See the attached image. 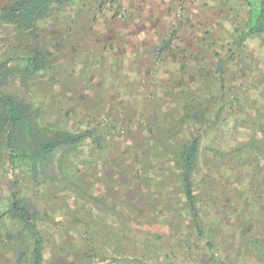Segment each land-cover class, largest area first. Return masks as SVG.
<instances>
[{
    "label": "rangeland",
    "instance_id": "rangeland-1",
    "mask_svg": "<svg viewBox=\"0 0 264 264\" xmlns=\"http://www.w3.org/2000/svg\"><path fill=\"white\" fill-rule=\"evenodd\" d=\"M9 2L0 0V8ZM108 4L102 5L104 15L82 14L78 3L42 20L35 42L53 54L50 68L31 79L30 90L17 76L4 89L33 97L50 120L73 131L88 129L104 136V147L93 139L85 147L88 163L80 179L108 204L118 198L131 202L124 208L136 215L129 236L153 240L157 233L165 235L159 240L163 254L174 244L176 264H215L208 259L205 240L189 228L173 168L176 159L170 153L201 129L207 136L195 183L204 228H217L215 245L228 263L263 261L244 239L256 237L264 247V166L241 153L222 158L207 153L239 148L264 97V34L236 44L248 22V6L244 0ZM11 30L0 23V60L26 56L36 46L33 40L17 41ZM113 31L120 39L109 38ZM186 106L190 114L204 110L207 123L201 128L196 122L182 123ZM9 178L6 172L0 176V264H30L32 239L29 234L21 239V225L4 214ZM29 195L43 211V201ZM48 198L56 221L63 220L67 202L59 193ZM65 223L51 225L45 234V262L85 264L83 234L79 226L67 219ZM178 227L188 228L186 245L171 238Z\"/></svg>",
    "mask_w": 264,
    "mask_h": 264
},
{
    "label": "trees",
    "instance_id": "trees-1",
    "mask_svg": "<svg viewBox=\"0 0 264 264\" xmlns=\"http://www.w3.org/2000/svg\"><path fill=\"white\" fill-rule=\"evenodd\" d=\"M75 2L76 0H11L0 8V23L12 27L11 31L16 35L17 41L24 38L36 43L40 22L53 16L63 6ZM244 2L249 8V18L245 30L236 42L238 46L252 36L264 34V0ZM50 53H45L37 42L32 52L26 56L13 54L0 60V176L5 172L10 174V196L4 214L21 225L19 236L29 234L32 239L28 255L30 264H46L45 234L51 225L65 226L66 219L72 226H79L77 229L86 241V251L83 253L87 258L85 264H176L173 259V254L176 253L174 244L170 245L171 252L163 254L165 248L159 240L165 235L157 233L153 240L145 235L139 238L129 236L128 231H132L131 224L136 215L124 208L130 207L131 202L129 205L124 199L118 198L113 202L108 201V204L96 192H90L80 179L88 163L83 156L85 147L90 139L97 146L104 147V136H95L88 129L73 131L60 122L50 120L47 109L33 97H23L17 92L4 89L10 79L17 76L22 87L30 90L31 79L50 68L49 57L53 55ZM223 64L222 61L219 64L222 69ZM261 93L264 95V87ZM259 104L254 114L255 120L247 124L246 138L239 148H235L233 153L214 149H209L207 153L217 158L241 153L244 158L258 159L259 165L262 163L264 166V97ZM189 109V106L185 107L182 123L196 122L200 125L199 128L207 123L204 110L190 114ZM205 135L200 129L183 143L176 145L172 152L169 151L176 159L173 168L180 180L179 188L185 211L190 215L189 228L191 227L192 235L205 240L209 260L215 264H231L222 259L215 245L217 228H204L198 206L195 182L196 174L200 171ZM30 193L43 201V211L30 197ZM51 193H59L60 199L67 202L63 220L56 221L53 206L48 205L51 200L48 195ZM102 225L108 226L107 232L101 229ZM187 231L188 228L178 227L172 240L186 245ZM7 238L14 240L9 233ZM244 242L252 245L263 261L245 260L240 264H264V247L260 241L256 237H248ZM162 254L163 258L160 259ZM59 256L62 261L66 259L63 246L59 249Z\"/></svg>",
    "mask_w": 264,
    "mask_h": 264
},
{
    "label": "crops",
    "instance_id": "crops-1",
    "mask_svg": "<svg viewBox=\"0 0 264 264\" xmlns=\"http://www.w3.org/2000/svg\"><path fill=\"white\" fill-rule=\"evenodd\" d=\"M109 3L113 4V0H76V2L74 4H71L70 6H74L75 4L80 3V12H82V14L84 13H96L97 15L101 14L104 15V10L102 5H105L104 7H107V5L109 6ZM69 6V5H66ZM86 16V15H85ZM108 19V17H107ZM109 19H112L111 17ZM113 20V19H112ZM109 38L112 39H120L119 37V33L117 32H109Z\"/></svg>",
    "mask_w": 264,
    "mask_h": 264
}]
</instances>
